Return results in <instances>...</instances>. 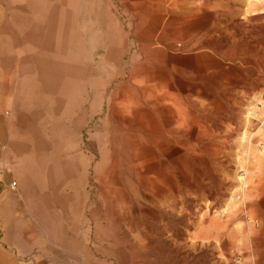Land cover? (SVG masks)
Returning a JSON list of instances; mask_svg holds the SVG:
<instances>
[{"label":"rangeland","instance_id":"1","mask_svg":"<svg viewBox=\"0 0 264 264\" xmlns=\"http://www.w3.org/2000/svg\"><path fill=\"white\" fill-rule=\"evenodd\" d=\"M183 2L150 9L198 41L178 53L191 58L190 79L171 73L167 84L139 71L161 53L140 38L151 14L130 11L125 0H0L3 262L264 264V17L246 16L248 0H223L210 12L218 22L207 39L203 0ZM184 87L191 107L179 101ZM152 90L181 104L178 142L189 139L191 110V157L176 154L186 169L166 159L149 117L139 149L159 163L142 152L145 167L132 163L125 124L112 111L122 96L129 106ZM155 112L163 129L164 111Z\"/></svg>","mask_w":264,"mask_h":264},{"label":"bare ground","instance_id":"2","mask_svg":"<svg viewBox=\"0 0 264 264\" xmlns=\"http://www.w3.org/2000/svg\"><path fill=\"white\" fill-rule=\"evenodd\" d=\"M183 1H187V0H125V5L127 6V9H129L130 11H141L144 14H147V13L151 14V16L149 17V19H150L149 22L151 25L150 30L147 31L146 34L143 33V36H141L140 38L143 41L150 43V45L147 46L148 50H151V51L156 50L154 52H157V53L160 52L161 55L160 56H154V57L152 55L148 59L145 58V62L143 63V65H141V67H140L141 70H139V71H142V73H145V74H151V80L153 82L154 81L159 82V81H161L160 79L166 78V81L168 84V81H170V82L172 81L170 79L171 73H177L178 75L182 76L181 78L189 77V79H190L191 70H195V69H193V66L191 64V58L190 57L187 59L182 58L178 53L179 52L180 53L181 52L182 53L192 52L195 49V47H197V43H198L197 39L191 38V35L189 37L190 31H188L187 28L178 29L176 26H174V25L170 26V24L168 22H164L163 19L166 16V15H164V13H162V14L160 13L158 15L155 12L154 13L150 12V9L155 8V6H157V8L163 7L166 10H174L179 5L180 2L184 3ZM188 1H190V0H188ZM222 1L223 0H203L202 4L200 3L201 5H199L200 11H203L206 14L204 16L205 17L204 25H206V26L202 30V32L205 34V38H207L208 36H211V34H212V32H211L212 28L210 26H212L218 22L217 21L218 19H216V16L210 12L217 13V11L222 7ZM224 1H228V0H224ZM263 3H264V0H263V2H261L259 4H258L257 0H248V5L246 8V12H245L246 16L251 15V16H263L264 17V6H263V9L260 7V6H262L261 4H263ZM184 4H183V6H184ZM108 6H109V4H108ZM181 6H182V4H181ZM185 6H187L186 8L191 9V10L193 8L192 4H187ZM186 12H188V11H186ZM174 22L176 25V21H174ZM155 24L158 25V27H157L158 29L155 28ZM237 25H239V24H237ZM159 26H160V28H159ZM156 30L161 31L159 36H158V40L161 41V42H159V44H158V42H157V44H155V42L157 41V39L155 37L156 32H157ZM184 38L187 40H183ZM206 42H204L205 46H206V44H205ZM177 43H178V45L180 44L178 49L176 47ZM152 47L154 49H152ZM188 54L189 53H187V55ZM144 55L145 54H143V56ZM187 72H188V75H187ZM148 79H150V78H148ZM132 81H134V80H132ZM152 81L151 82L146 81L147 85L150 86V88H154L155 90H158V88L161 85L158 83L154 84V83H152ZM170 82H169V85H170ZM139 83H141V82L138 80L135 81V84H139ZM148 88H145V89L148 90ZM163 89H165V88L163 87ZM155 90H152V92L149 93V96H147L146 97L147 99H145L146 101L143 100L144 103H142V101L140 99V98L145 97L144 91H142V92L140 91L142 93V96H141V94H140V96L133 95L134 98L136 99V103L132 102V104H130L129 106L125 104V100H124L125 98L122 96L120 98L121 103L118 105L117 110H113L112 113L114 112L113 115H115L116 119H118V123H120L119 125L123 126L125 124V126L123 128H121L122 129L121 132L123 133V138L126 142L127 149L130 150L132 163L134 165L138 166L139 169H143L145 167L144 164L145 165L147 164V163H144L141 161L143 159L142 153H144V154L147 153L146 157L148 159L151 158L150 162L159 163L157 155L155 153L151 152V157H148V154H150V152L148 150L146 151V148L144 149L142 147L141 149H139L140 148V138L138 136V134H139L138 131H140V128L143 127L144 120L147 119L148 117H149V119H151L150 121L152 124H154V127H155V130L153 131L154 134H151V135L154 138H157V137L162 138V139H164V142H166L165 143L166 144L165 145L166 146L165 147L166 159L172 160L173 163H176L178 169H186V168H184L183 165L177 163L176 160L179 158L176 157V154L184 155L186 152H188V153H190L189 157H191V142H190L191 141V110H188L189 115L186 116L187 120H185V122H187V125H185V127L183 128L184 129L183 137L186 136L189 139H187L188 141L180 140L178 142L177 139L176 140L174 139L175 129L173 128V126L175 127V124L178 123L177 120L179 119L178 118L179 114L180 115L183 114L180 112V109H178L179 108L178 105H181V104L180 103L177 104V100L175 99V97L173 95L169 94L171 92L168 91L169 93L167 92L166 94L162 92V94H160L158 97L155 93ZM171 90H173L172 92H174L173 88ZM180 95L182 96V98L179 101L182 102L183 104L189 105L191 107V101H190L191 96H189V95H191V92L185 90V87H184L181 89ZM144 106H148V107L154 106L155 109L153 112L151 110H150V112H148V110H147L148 108L147 107L144 108ZM181 107L184 108L183 106H181ZM157 108L162 109L164 111V114H165V116L163 118V122H162L163 123V129H160L159 126H157L158 120H156V118L158 119V113L155 112ZM187 109H191V108H187ZM184 118H183V120H184ZM181 123L179 124V127L183 126V125H181ZM120 135L121 134H119V136ZM112 150H113V153L115 155V153H116L115 149L113 148ZM174 157H176V158H174ZM182 158H185V157H182ZM149 174H150L149 172H146V174L143 176V178H146V180H150ZM248 182L250 183V181H248ZM118 183H119V181H118ZM104 184H107V181L104 180ZM189 184H191V183L189 182ZM142 196H143V198L147 199L146 195H142ZM135 205L138 208L135 207ZM135 205H132V212L135 214L141 213L140 207L137 204H135ZM141 205L144 207L148 206L145 203H141ZM154 218L157 219V217L155 215H154ZM119 221H120V227H121V233L120 234L124 238L125 235L122 233V229L124 228L123 224L126 222L124 216Z\"/></svg>","mask_w":264,"mask_h":264},{"label":"crops","instance_id":"3","mask_svg":"<svg viewBox=\"0 0 264 264\" xmlns=\"http://www.w3.org/2000/svg\"><path fill=\"white\" fill-rule=\"evenodd\" d=\"M2 259H3V258H2V252L0 251V264H7V263L3 262Z\"/></svg>","mask_w":264,"mask_h":264}]
</instances>
